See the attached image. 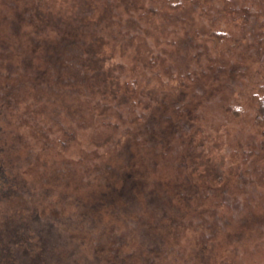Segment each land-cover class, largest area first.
<instances>
[{"label":"trees","instance_id":"1","mask_svg":"<svg viewBox=\"0 0 264 264\" xmlns=\"http://www.w3.org/2000/svg\"><path fill=\"white\" fill-rule=\"evenodd\" d=\"M184 1L190 0H164L166 5L174 8L181 7ZM258 1L262 3L263 0ZM88 3L95 10L99 8L102 19H110L111 27L117 34L113 42L89 35L76 44V34L58 24L54 27L52 35L56 36L53 39L44 36L43 29L48 26L42 25V32L35 30L31 37L30 33L27 34L25 44L12 43L10 37V41L3 44L5 47L0 48V66L3 61L12 63L17 57H23L24 60L19 63L24 67L31 66V78L39 81L37 86L47 84L52 91L69 83L74 88L72 106L68 108L72 117L68 121L58 122L59 116L52 115L57 118L49 123L50 127H44L38 117L36 141H30L21 134L15 135V140L21 145L23 162L19 163L20 145L9 143L6 139V117L0 114V264H145L151 257L138 261L130 257L135 255V251L141 255L150 250L152 254L154 247L163 245L171 231L168 224L179 220L184 210L182 205L198 202L200 206L207 198L209 184L219 181L211 168L197 170L195 166L212 149L204 154L198 146L205 141V137L201 139L196 126L198 113L194 109L198 101H201L200 105L215 103L213 95L220 85L226 84L221 83L222 72L228 68L231 80L226 90L233 92L238 80L236 74L242 71L240 67L227 61L214 66L209 57L201 62L202 47L188 55L187 49L194 38L191 33L196 35L197 30L190 32L186 28L184 32L188 33L184 39L168 40L174 47L170 50V62L162 66L163 69L161 67L154 72L143 66L148 63L153 65L162 54L149 47L145 56L130 67L114 64L113 78L107 79L102 74V67L106 60H111L108 53L112 49L109 47L116 46L115 51L119 53L129 46L137 49L140 43L144 44L145 40L140 36L144 31V16L137 9L125 12V16L116 9L113 15L111 9L118 3H124L120 4L121 7L128 8L127 0H90ZM0 4L10 7L11 11L8 14L6 8L0 6V31L6 25L17 37L20 23L17 27L12 14L22 22L26 12L22 11L19 0H0ZM254 13L258 12L250 7L243 18L252 23ZM250 30L253 29H247ZM220 35L225 37L222 32L217 34L218 37ZM181 48L186 53H180L178 50ZM0 74L3 76L2 70ZM106 79L111 80L110 84ZM14 81L18 83V80L8 76L0 82V111L7 107L5 112L11 115L19 114L11 108L14 103L18 107L17 101L7 92L9 88L15 89ZM153 82L156 84L153 85ZM223 99V111L227 112L228 118L242 119L244 110L240 101ZM249 99L255 111L253 127L262 132L264 63L261 81ZM100 127L105 128L107 134L113 131L117 135L113 144L117 146L121 159L114 165L106 162L98 152L102 147L96 144L101 140L94 138V134ZM81 129L90 130V137L83 141V146L94 148L89 153L90 158L84 160L86 168L79 174L65 152L70 142L78 140L77 133ZM252 138L253 135L247 144ZM25 144L29 145V150L24 147ZM195 146H198L197 152L194 151ZM239 147L242 152L241 145ZM247 147L245 152L248 153L250 146ZM56 155L57 161L54 159ZM48 156L54 170L57 169L55 167L59 171L70 169L74 175L72 178H78L80 183L82 178H86L85 185L93 189L84 193L70 191L69 179L55 176L53 170H45L47 173L44 176L40 160L46 162L44 158ZM159 163L168 165L170 170L159 175L160 169L156 170ZM201 166L204 167L203 164ZM250 194L251 191L246 196ZM219 203H212L204 213L207 216L217 214L222 205L236 215L245 211L247 217H255L250 212L252 209L246 206L250 201L242 203V195L220 199ZM224 215L226 210L220 215V220ZM240 216L239 219H242ZM263 216L261 214L258 218ZM195 218L196 226L202 223L206 229H213L216 218ZM128 237L139 241L140 248L133 249V252L124 250Z\"/></svg>","mask_w":264,"mask_h":264},{"label":"rangeland","instance_id":"2","mask_svg":"<svg viewBox=\"0 0 264 264\" xmlns=\"http://www.w3.org/2000/svg\"><path fill=\"white\" fill-rule=\"evenodd\" d=\"M139 1L140 3L138 0H127L128 8L121 7L120 4L124 3H118L111 9L113 15L118 9L124 16L125 12L129 13V10L141 11L144 16L142 19L144 20V31L140 33V36L145 41L144 44L140 43L137 49L129 46L119 53L115 51L116 46L109 47L112 49L108 53L111 60H106L105 66L102 67V74L107 79L113 78L114 64L130 67L137 62V59L145 56L149 47L153 51H161L162 54L158 60L154 61L153 65L148 63L143 66L158 72L162 66L165 67L166 63L170 62L172 56H170V50L174 46L168 40L178 39L180 41L184 39L188 33L184 32L186 28L190 32L197 30V36L191 33L194 38L192 39L193 43L187 49V54L202 47L204 51L200 58L201 62L208 57L212 59L214 66L216 63L227 61L229 64L238 65L242 70V76L236 74L238 80L234 85L235 90L228 92L226 90L227 83L231 80L229 68L222 72L221 83L226 84L220 85L213 95V98H216L215 103L211 106L200 105L202 103L198 101V106L196 104L197 108L194 109L198 113L196 126L199 127L201 139L205 137V141L199 143L198 146L204 154L207 150L209 152L210 148L212 149L204 157V160L202 162L200 160L195 166L197 170L211 168L219 181L209 184L207 198L202 201L200 206H198V202L189 203V206L182 205L184 210L179 220L168 224L171 231L163 245L158 248L154 247L152 254L149 253L150 250L141 255L135 251V255L130 258L134 261L137 258L138 261L148 258V256L151 257L145 264H264V227H262L264 216L262 219L258 218L264 214V143H261V140L264 139V131L260 132V129L253 127L255 111L249 99V95L252 94L262 78L264 0L263 4L258 0H190L182 2L179 8L169 7L164 0ZM88 2L90 0H19L22 11L26 12V20L22 19L20 22V18L12 14L14 21L18 23L17 27L20 23L17 37L12 35V28L10 30L5 25L0 31V48L5 47L3 44H7L10 37H12V43L25 44L28 39L27 34L30 33L29 37H31L35 30L42 32V25L48 26L47 29H43L44 36L53 39L56 36L52 35L53 30L58 24L63 26L64 30L76 34L78 39L76 44H80V39L89 35L95 39L97 36H101L107 38L108 42H113L112 39L116 38L117 34L114 32L115 28L111 27L110 19L107 20L105 17L102 19L101 14L98 13L99 8L95 10V7H91ZM0 6L6 8V12L11 14L10 7L3 4ZM250 7L253 11L258 12L254 13L255 17L252 23L243 18ZM250 28L253 29L250 30L252 32L247 31ZM219 32L224 33L225 37L221 35L218 37ZM158 35L161 37L159 38ZM178 51L186 53L182 48ZM112 54L115 56L113 57ZM31 55L39 57L37 54ZM146 57L148 58V56ZM23 60V57H17L16 61L12 63L9 60L3 61L0 66V70L3 71V76L0 74V82L8 76L18 80V83L14 81L15 89L9 88L7 92L9 91V95L17 101L18 107L21 108L18 111L16 103L11 105V108H14L19 114L6 113L7 107L0 111V114H3L1 117H6L7 125L4 126L6 139L9 143L13 142L17 145H20L19 141L15 140L17 134L25 136L30 141L36 139L38 117L39 121L42 119L44 127H50L49 123L58 116V122L68 121L72 117L68 108L72 106L70 102L74 97V88L69 83L62 84L60 88L59 86L55 89L52 88L54 89L52 91L47 84L37 86L39 81L36 78H31L33 72L31 66L24 67L19 63ZM110 81L107 80V83L110 84ZM155 84L153 82V85ZM224 97L229 99V102L235 101V99L240 101L244 110L242 119L228 118L227 112L223 111L225 104L221 102L224 101ZM52 115H57V117ZM89 133L88 129L79 130L77 138L80 141L70 142L65 152L79 174L86 168L84 160L90 158L89 153L94 148L93 146H83V141H87L90 137ZM252 135V141L247 144V140L251 139ZM116 136L113 131L107 134L103 127L97 129L94 134V138L98 137L101 140L96 144V146L102 147L98 152L102 154L106 162L112 163V165L121 159L117 146L113 144ZM239 145L242 147V152ZM246 145L250 146L248 153L245 152L249 148H246ZM198 146L194 147L195 152L198 151ZM24 147L28 148L29 145L25 144ZM19 148L20 163L23 162L24 156L21 153V145ZM237 148L238 150H236ZM57 157L58 155L54 156L55 161L58 160ZM44 160L46 162L40 160L42 162L41 170L44 172L53 170L52 173L55 176L67 177L71 186L69 187L70 191L84 193L93 189V187L85 185L86 178H82V183L78 178H72L74 175L70 169L67 171L60 169L59 171L58 167H55L57 169L54 170V166L48 162L50 156ZM200 164H203L204 167H200ZM159 169V175H164L170 170L168 165H160V163L156 166V170ZM46 173L47 171L44 176ZM88 183L91 185L90 180ZM200 186H202L201 183ZM250 191L249 197L246 196ZM236 194L242 195V203L250 201L246 206L248 209H252L250 212L255 217H247L245 211L236 215L234 212H229L228 207L225 209L222 205L218 208L217 214L213 213L207 216L204 213L212 203L216 201L219 203L220 199L230 198ZM225 210L226 216L224 215L223 220H220V215L222 216ZM239 215L242 219H239ZM196 216L198 219L205 218V220L216 218L213 229H206L202 223L196 226ZM204 232H206L205 236H201ZM203 238L205 241H202ZM126 241L129 242L123 247L124 250L133 252V249L140 248L139 241H134L132 237H128ZM123 249L122 252H125Z\"/></svg>","mask_w":264,"mask_h":264}]
</instances>
